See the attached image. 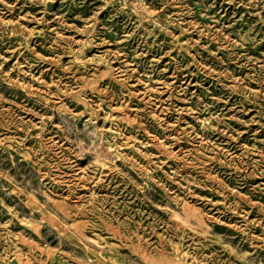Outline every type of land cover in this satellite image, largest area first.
I'll use <instances>...</instances> for the list:
<instances>
[{
    "label": "rangeland",
    "instance_id": "obj_1",
    "mask_svg": "<svg viewBox=\"0 0 264 264\" xmlns=\"http://www.w3.org/2000/svg\"><path fill=\"white\" fill-rule=\"evenodd\" d=\"M0 264H264V0H0Z\"/></svg>",
    "mask_w": 264,
    "mask_h": 264
}]
</instances>
